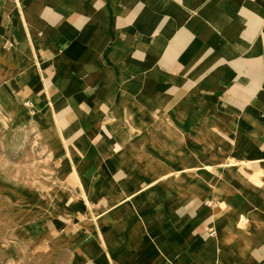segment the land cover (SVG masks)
<instances>
[{"label": "crops", "instance_id": "obj_1", "mask_svg": "<svg viewBox=\"0 0 264 264\" xmlns=\"http://www.w3.org/2000/svg\"><path fill=\"white\" fill-rule=\"evenodd\" d=\"M0 62V101L30 102L90 164L86 188L61 200L64 245L97 261L105 223L120 264H213L215 238L190 241L211 225L264 264V189L249 182L264 172V0H0ZM139 102L154 104V122ZM212 130L236 162L224 166L217 223L214 200L152 177L163 166L140 159L168 155L140 142ZM227 205L249 216L259 244L224 226Z\"/></svg>", "mask_w": 264, "mask_h": 264}, {"label": "rangeland", "instance_id": "obj_2", "mask_svg": "<svg viewBox=\"0 0 264 264\" xmlns=\"http://www.w3.org/2000/svg\"><path fill=\"white\" fill-rule=\"evenodd\" d=\"M2 88H7L4 83H0ZM149 104L147 111L143 103L137 105L143 108L146 120L154 122L149 116L154 113V104ZM25 105L0 101V264H120L107 251L108 236L111 235L105 223L101 236L106 252L97 261L62 243L63 233L57 226L63 206L61 200L67 193L79 196L86 188V171L90 164L82 161L71 144L61 142L55 127L45 126L40 116ZM131 131L143 132L138 128ZM166 132L165 136L170 138V128ZM140 143L143 150L158 148L168 154L156 160L141 153V160L163 166L162 170L157 166L152 177H158L162 182H176L180 190H185L203 204L214 200L215 205L210 209L214 211L213 222L217 223L222 214L219 206L225 203V195L230 194L228 179L232 174L224 168L225 164L231 163V158L224 148L218 147V135L212 130L204 140H148ZM224 155L228 158H223ZM261 178L262 184L249 182L263 190L264 175ZM226 212L228 217L224 226L244 215L245 222L237 229L248 238L249 246L259 244L257 232L250 231L252 223L246 213L240 212L237 218L229 206ZM215 227L210 225L206 230L199 226L193 233L191 230L190 237L191 242L215 238L211 242L215 249L213 264L254 262L249 259L247 246L226 240ZM212 231L216 236H211ZM151 247L155 245L148 248ZM129 262L137 264L132 260Z\"/></svg>", "mask_w": 264, "mask_h": 264}, {"label": "bare ground", "instance_id": "obj_3", "mask_svg": "<svg viewBox=\"0 0 264 264\" xmlns=\"http://www.w3.org/2000/svg\"><path fill=\"white\" fill-rule=\"evenodd\" d=\"M28 107H31L30 105L26 104ZM9 112V111H8ZM232 163H236L234 160L231 161ZM207 165V164H206ZM210 168V167H208ZM261 175H264V172L262 171H257V172H254L252 174H250V177H249V181L251 180L252 182L255 183H260L262 184L263 181H262V178H261ZM214 214V213H213ZM221 214V212H220ZM218 215V214H217ZM244 216V215H243ZM243 216H240V218H238L235 222H231L230 224V227L234 226L235 228H238L240 226H242L245 222V218ZM247 219V218H246ZM216 228V227H215ZM216 232L212 231V235L213 236ZM221 240V239H220ZM233 243V242H232ZM253 243V242H252ZM234 245V244H233ZM218 252V251H217ZM218 254V253H217ZM239 254V253H238ZM238 258V257H237ZM221 259V258H220ZM234 262V261H233ZM218 264V263H217Z\"/></svg>", "mask_w": 264, "mask_h": 264}, {"label": "built area", "instance_id": "obj_4", "mask_svg": "<svg viewBox=\"0 0 264 264\" xmlns=\"http://www.w3.org/2000/svg\"><path fill=\"white\" fill-rule=\"evenodd\" d=\"M26 104L31 106L30 102H27ZM207 205L211 207V206H214L215 204L213 202H208ZM211 235H212V233H211Z\"/></svg>", "mask_w": 264, "mask_h": 264}]
</instances>
